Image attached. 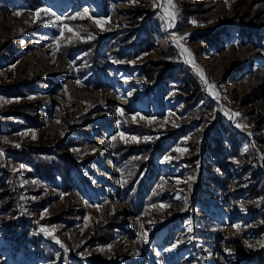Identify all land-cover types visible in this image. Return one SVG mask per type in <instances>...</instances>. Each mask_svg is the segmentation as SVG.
I'll return each instance as SVG.
<instances>
[{"label": "rangeland", "instance_id": "1", "mask_svg": "<svg viewBox=\"0 0 264 264\" xmlns=\"http://www.w3.org/2000/svg\"><path fill=\"white\" fill-rule=\"evenodd\" d=\"M93 1L0 0V241L11 243L0 264H264L257 246L264 241V86L257 84L264 83V0H172L171 28L167 0ZM113 1L124 6L117 17ZM65 25L81 38L61 36ZM179 37L191 64L174 44ZM192 64L206 71L212 91ZM132 74L156 108L114 92L113 83ZM68 80L95 96L79 98ZM234 82L246 91L230 88ZM47 116L60 127L45 124ZM113 132L140 138L117 140L156 157L166 178L168 188L141 214L117 197L123 176ZM220 148L227 172L213 163L203 181V152ZM160 165L181 172L165 174ZM145 232L148 243L138 236Z\"/></svg>", "mask_w": 264, "mask_h": 264}, {"label": "trees", "instance_id": "2", "mask_svg": "<svg viewBox=\"0 0 264 264\" xmlns=\"http://www.w3.org/2000/svg\"><path fill=\"white\" fill-rule=\"evenodd\" d=\"M91 55L93 59L96 58V51H92ZM149 69L150 68L146 69V71ZM154 73L153 69L149 71L147 75L152 78ZM195 115L196 113H194V116ZM113 136H115L114 132L111 133L108 138L110 139ZM110 146L114 154L113 158L119 161L121 160L122 162V180L127 181L126 183H120L117 197L129 203L136 214H141L144 210H150L156 202L152 195L162 191L160 188H157V185H161L163 190L168 188V184L164 185L166 178L160 174L159 168L157 167L156 157H147L146 151L135 152L134 148H138V146H127L120 143L117 139L115 141L111 140ZM211 153L214 157L213 169L216 164L215 169L218 168L223 172H227V166L224 163V159L227 155L225 150L220 148V150H212ZM41 163L42 162H38L32 158V164L30 165L40 169L39 166ZM89 241H93L94 243L97 242V240L92 239ZM92 245L94 244L92 243ZM103 257L105 256L103 255Z\"/></svg>", "mask_w": 264, "mask_h": 264}, {"label": "bare ground", "instance_id": "3", "mask_svg": "<svg viewBox=\"0 0 264 264\" xmlns=\"http://www.w3.org/2000/svg\"><path fill=\"white\" fill-rule=\"evenodd\" d=\"M85 1H87L92 7L94 6L93 5V3L95 2V1H93V0H85ZM160 1V0H159ZM96 9V8H95ZM122 10H124V6L122 5V3L121 2H119V1H113L112 3H111V8H110V10L109 11H111L112 12V14L115 16V17H117V16H119V14H120V12L122 11ZM117 15V16H116ZM161 41H163V42H168L169 41V39L166 37V36H163V39L161 40ZM170 41H172V40H170ZM172 43H173V41H172ZM174 44L175 45H177V43L176 42H174ZM181 52H182V56H183V58H184V60L186 61V62H188V57H187V55H186V53L185 52H183V50L181 49ZM231 54H234V55H236V56H240L241 55V53L240 52H238V51H232V53ZM229 57H231L230 55H229ZM232 60V58L230 59V61ZM31 62V61H30ZM29 62V63H30ZM31 64V63H30ZM191 64V63H190ZM57 67V66H56ZM58 67L59 68H61V69H64V71L63 72H65V73H68L69 71H68V67H67V65L65 64V63H62V62H60L59 64H58ZM192 67L195 69V71L200 75V72L199 71H197V69H198V67L195 65L194 66V64H192ZM215 67H213V69H214ZM31 69H32V72H34L35 70H38L36 67H34V65L31 67ZM200 70V69H199ZM210 70H211V68H210ZM62 72V73H63ZM203 72V76H204V79H206L207 80V73H206V71H202ZM218 72V71H217ZM201 76V75H200ZM62 77H64L63 75H62ZM67 77H69V76H66V78ZM203 79V80H204ZM138 81V78H137V76L135 75V74H132V75H130V76H128V77H123V78H121V79H119L116 83H113V89H114V92H118V93H122L123 94V98H122V101H126V100H129L130 102L132 101V102H136V104L137 105H139V106H141V107H147V108H150V107H152V108H156L157 106H158V103L156 102V101H154L153 99H151V100H149L148 98H146L145 96H144V92H143V90H141V88L140 87H138L139 86V83L137 82ZM208 82V81H207ZM256 83V82H255ZM257 84H259V85H261L262 87L264 86V83L263 82H257ZM256 84V85H257ZM66 86H67V89L69 90V91H72L75 95H77L79 98H81V99H88V98H90V97H93V96H95V94L94 93H92V92H90V91H88V90H82V89H80V88H78L74 83H72L71 81H66ZM229 87L230 88H232V87H237L239 90H241L242 92H244V91H246V89H247V86H246V84H241V83H235L234 82V84H230L229 85ZM57 91H59V90H57ZM61 94V93H60ZM214 95V98H216V100L223 106V108L225 109V111L227 112V113H229V114H231L232 112L230 111V109H228V108H226V104H225V101H224V99H222L219 95H215V94H213ZM58 96V95H57ZM61 97V96H60ZM56 99L57 100H59V97H56ZM166 107L167 108H169V105H170V107H172L171 106V104H169L168 102H166ZM45 124H48V125H51L52 127H54V128H59L60 127V123H56L55 121H53V120H51V118L50 117H45ZM102 135V134H101ZM103 138H104V136H101V137H99V138H97L98 140H100V142H102L103 141ZM102 153H104V150H102ZM102 162H105V160L102 158V160H101ZM107 190V189H106ZM108 191V190H107ZM227 212H230V209L227 211ZM155 218V217H154ZM151 219V218H150ZM154 220V224H157L158 222L156 221V218L155 219H153ZM148 223H150V222H148ZM240 225V224H239ZM164 225H162V224H159V225H156V227H158V228H161V227H163ZM230 235V234H229ZM160 263H162V260H161V262ZM169 263V262H168ZM167 263V264H168ZM40 264H48V263H45V262H40ZM163 264V263H162ZM165 264V263H164Z\"/></svg>", "mask_w": 264, "mask_h": 264}, {"label": "snow or ice", "instance_id": "4", "mask_svg": "<svg viewBox=\"0 0 264 264\" xmlns=\"http://www.w3.org/2000/svg\"><path fill=\"white\" fill-rule=\"evenodd\" d=\"M37 11H38V13L42 11V12H44V13L47 14V11H48V10H47V9H41V10H37ZM87 14H88V10L85 9V15H87ZM17 15H19V13H17ZM165 15H166V17H167L168 20H169L168 27H169V28L173 27V26H174L175 19H176V11H175V5L172 3V0H167V7L165 8ZM77 16H80V14L77 13ZM74 18H75V17H73V19H74ZM36 19H39V15L36 16ZM59 19H60V17H57V20H59ZM95 23L97 24V26H102L104 23H107V21L96 20ZM192 23H196V21H192ZM64 30H67L68 32H73V29L68 28V26L65 25V26H64V29L61 30V36H63ZM73 36H75V37L78 38V39L81 38V37L79 36V33H76V32H73ZM87 38H88V39H93L94 37L91 36V35H89ZM182 39H184V37L174 38L175 42L177 43V46H178V47H181L182 50H183V52H186V53H188L189 56H191V53L188 52V49L183 48V46L180 44V41H181ZM67 42H68V43H72V42H73V38H72V37H68ZM59 47H60V45H59V43H57V50L59 49ZM118 62H119V61H118ZM188 62H189V63H193L192 60H189ZM194 66H195V65H194ZM197 71L200 72L201 78L204 79V76H203V72H202V70L197 69ZM204 82H205V84H207V87H208L209 91H212V90L214 89L215 86L212 85V84H209V83L207 82L206 79H204ZM117 111H118L121 115H124V111H123V109H121V108L118 107V108H117ZM235 115L238 116V115H240V114H239V113H236ZM136 116H139V113H137ZM140 118H141V119H146V118H144V117H140ZM135 119H136V117L134 116V117H133V120H135ZM165 122H167V121H165ZM149 123H151V121H150ZM162 126H163V125H161V127H162ZM173 126H176V125L174 124ZM25 134H26V133H25ZM117 137H119V139H120L121 141H123L125 144H129V143H140V138H138V137H136V136H128V135H126L124 132H119V133H117V136H113V137H112V140L115 141V140L117 139ZM33 139H35V134H34V133H33ZM143 139H144L145 142H147V141L151 140L152 137L145 136ZM16 146L19 147V145H16ZM113 146H114V145H113ZM74 151H79V150H78V149H74ZM93 151H95V149H93ZM176 151H178V152H183V151H185V150H184V149L177 148ZM137 159H138V157H137ZM171 159H172L171 157H165V161H170ZM118 171H119V169H118ZM121 182L126 183L127 181H124V180L118 181V183H121ZM33 183H35V181H33ZM157 188H160L161 190H163V188H162L161 185H157ZM177 198L179 199V197H177ZM162 207H163V205H162ZM241 209L243 210V205H241ZM44 213H45V214L47 213V209L44 210ZM85 219H87V218H85ZM141 227H143V225H141ZM234 227H237V228H238V226H234ZM189 230H191V229H189ZM41 231H43L46 235L51 236L52 239L56 240V243L61 244V242H60L58 239H56V237L53 235L52 232H49L47 229H44V228H42ZM138 236H139V238L141 239V242H143V243H148V240H147V233H146V232H145V233H142V234H138ZM245 244H246L248 247H253V246H254V245L248 244L247 241H245ZM61 246H63V245L61 244ZM176 246H177L176 244H173V245H172L173 248H175ZM257 246L264 247V241H259ZM108 249L111 250V245L108 246Z\"/></svg>", "mask_w": 264, "mask_h": 264}, {"label": "built area", "instance_id": "5", "mask_svg": "<svg viewBox=\"0 0 264 264\" xmlns=\"http://www.w3.org/2000/svg\"><path fill=\"white\" fill-rule=\"evenodd\" d=\"M63 5V4H58ZM214 163V159L212 157V155L209 153V151H204L201 157V165H202V170L200 173V178L205 181L209 179V174H211L210 172V168L212 167ZM160 170L162 173L165 174H178L181 172V167H178V169L175 170V165H160ZM205 184V183H204ZM1 208V206H0ZM4 234V231L0 229V236L2 237ZM5 241H0V252L4 251V247H6V244H11L8 240ZM13 244L16 245L15 240H13ZM13 248V246L10 245V249Z\"/></svg>", "mask_w": 264, "mask_h": 264}]
</instances>
